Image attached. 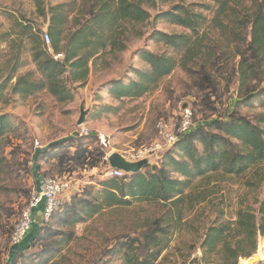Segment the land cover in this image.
I'll return each mask as SVG.
<instances>
[{
  "label": "trees",
  "instance_id": "16d2710c",
  "mask_svg": "<svg viewBox=\"0 0 264 264\" xmlns=\"http://www.w3.org/2000/svg\"><path fill=\"white\" fill-rule=\"evenodd\" d=\"M33 1L40 15L48 19L46 33L50 35V45L39 31L29 30L24 25L22 38L30 34L33 60L42 79L20 76L14 91L31 95L46 89L63 103L74 99V84L83 86L87 83L91 62L96 63L101 55L128 48L127 35L152 17L145 4L156 8L161 0H81L77 11H74V2L46 7L45 0ZM210 1L215 4L211 20L203 11L211 8V5L204 2H181L171 10L160 11V18L191 31L181 34L155 33L159 43L184 51L186 58L143 50L140 54L147 68L135 69L136 77L129 82L112 81L111 95L120 100L143 97L178 66L191 71L188 61H195L200 54L207 52L206 62L215 59L212 40L220 44L223 37H230L228 43L235 48V55L240 57L231 76H237L240 87H246L236 100V106L248 104L255 107V102L264 97V89L259 87L264 82V0ZM212 29L220 32L218 39L211 37ZM49 46L52 53L48 51ZM59 54L63 57L57 58ZM18 68V64L12 68L7 82L16 75ZM198 71L201 76L197 84L200 89L209 90L205 97L210 100L217 94L215 82L207 66ZM260 102L264 107V99ZM9 127L8 118L1 115L0 134ZM86 136L94 135H73L37 149L33 156L36 169H40L38 160L43 156H52L64 167L80 166L84 170L99 168L103 165L105 151L101 146L93 149L89 144H83ZM70 141L75 144L68 145ZM262 164L264 112L250 117L234 109L227 117L197 123L178 137L160 161L153 164L147 161L139 172L110 176L99 184L100 189L86 186L81 192L65 199L47 221L40 222L30 244L17 252L11 264H15L20 253L39 244L40 253L35 254L34 263L47 264L58 251L51 240L61 234L51 229L57 218L60 219L56 223H68L74 218H91L108 209L129 207L136 202L161 205L166 209V214L149 224L143 237L118 242L107 250L113 255L122 252L125 264H155L163 256L158 262L161 264L166 257L164 253L171 247L173 236L186 226L187 208L207 198L201 195L203 193L194 196V179L209 182L216 173L241 176L253 170L256 184H261L264 182ZM260 236H264V198L258 213L249 206H242L232 223L218 220L210 225L201 244L204 250L201 260L207 264H238L242 257L249 258L256 253ZM257 264H264V261Z\"/></svg>",
  "mask_w": 264,
  "mask_h": 264
},
{
  "label": "rangeland",
  "instance_id": "374dc122",
  "mask_svg": "<svg viewBox=\"0 0 264 264\" xmlns=\"http://www.w3.org/2000/svg\"><path fill=\"white\" fill-rule=\"evenodd\" d=\"M70 2L76 3L74 11L82 4L81 0H45L46 7ZM181 2H204L211 5V8L203 10L207 18L211 20L214 15L215 4L210 0H161L156 8L145 4L152 17L127 35L128 48L101 55L96 63L91 62L87 83L83 86L74 84V99L62 103L46 89L31 95L15 93L18 77L42 79L33 60L30 34L22 38L24 25L44 35L49 24L48 19L40 15L33 0H0V116L5 115L10 123L9 129L0 134V264H11L17 252L24 250L37 233L40 222L36 221L24 240L15 246L11 244L14 227L44 177L58 176L69 181V197L86 186L100 189L99 184L110 177L104 164L92 170H84L80 166L70 168L60 166L52 156L39 158L40 169L35 167L33 156L37 149L72 137L75 132L82 135V127L78 125L82 106L89 110L83 126L94 135L86 136L83 144H89L93 149L100 147L96 133L103 132L111 139L109 150L126 156L135 150L159 145L144 159L151 164L160 161L171 148L160 137L159 122L164 121L168 130H176L183 105L193 109L196 124L220 116L227 117L234 109L250 117L264 112L260 102L264 97L255 102V107L248 104L236 106V100L246 87H240L238 77L231 76L240 57L235 55V48L228 43L230 37H223L220 44L212 40L215 59L206 62L207 52L200 54L195 61H188L191 71L178 66L143 97L120 100L111 95L112 81L129 82L136 77L135 69L147 68L140 54L143 50L186 58L184 51L169 48L155 37L157 31L170 34L191 32L158 15L160 11L171 10ZM210 32L215 39L220 36L218 30ZM48 51L53 52L51 47ZM16 64L19 65L17 73L7 82ZM205 66L217 87V94L210 100L205 97L209 90H202L197 84L201 76L198 70ZM259 87L264 89V82ZM70 144L75 143L70 141ZM261 166L264 170V164ZM255 180L253 170L241 176L216 173L209 182L194 179V196L203 193L201 195L207 198L187 208L186 226L173 236L171 247L164 253L166 257L161 264H207L201 260L204 255L201 244L207 228L218 220L232 223L242 206H249L258 213L264 198V182L256 184ZM165 214L166 209L161 205L136 202L129 207L108 209L91 218H74L68 223H56L60 219L57 218L51 229L61 234L51 240L58 251L47 264H125L122 252L113 255L107 249L118 242L143 237L149 224ZM261 237L258 238V249ZM36 253H40V244L20 253L15 264H35ZM260 261L264 260L254 264Z\"/></svg>",
  "mask_w": 264,
  "mask_h": 264
},
{
  "label": "built area",
  "instance_id": "2783aa9c",
  "mask_svg": "<svg viewBox=\"0 0 264 264\" xmlns=\"http://www.w3.org/2000/svg\"><path fill=\"white\" fill-rule=\"evenodd\" d=\"M43 39L47 42V44L50 45L49 33H45L43 35ZM195 124V114L193 109L190 106L183 105L181 109V118L176 130H168L166 123L164 121H160L158 124V131L160 137L164 139L166 143L172 146L180 135L191 130L193 127H195ZM81 127L80 134H92L91 131L83 125ZM96 137L98 138L101 148L105 151V155L102 158V163L108 167V175L123 176L125 171L119 168H113L110 165V156L112 153H114L112 150H109L111 147L110 137L103 132L96 133ZM36 144L39 146L38 141ZM158 147L159 145L146 149H138L133 151V153H131L129 156H125L130 161H141L150 155L152 151H155ZM70 190L71 184L69 181L58 176L44 177L42 179V189H36L33 192L30 201L22 211L20 219L14 227L13 233L11 235V244L15 246L26 238L35 221L34 213L38 206H43L42 221H47L58 209L61 203L69 197L68 194H70Z\"/></svg>",
  "mask_w": 264,
  "mask_h": 264
},
{
  "label": "water",
  "instance_id": "95a60500",
  "mask_svg": "<svg viewBox=\"0 0 264 264\" xmlns=\"http://www.w3.org/2000/svg\"><path fill=\"white\" fill-rule=\"evenodd\" d=\"M89 110L85 109L83 106L81 108V115L78 120V125L82 126L86 121V116L88 114ZM79 132H75L74 135L77 136ZM147 163L146 160L141 161H130L127 159V157L119 152H114L110 156V165L113 168H119L122 169L125 172L128 173H135L139 172L141 168Z\"/></svg>",
  "mask_w": 264,
  "mask_h": 264
},
{
  "label": "bare ground",
  "instance_id": "6f19581e",
  "mask_svg": "<svg viewBox=\"0 0 264 264\" xmlns=\"http://www.w3.org/2000/svg\"><path fill=\"white\" fill-rule=\"evenodd\" d=\"M258 260H264V236L261 237V242L258 251L250 258H241L239 264H254Z\"/></svg>",
  "mask_w": 264,
  "mask_h": 264
},
{
  "label": "crops",
  "instance_id": "0c3cea01",
  "mask_svg": "<svg viewBox=\"0 0 264 264\" xmlns=\"http://www.w3.org/2000/svg\"><path fill=\"white\" fill-rule=\"evenodd\" d=\"M123 154V153H121ZM124 155V154H123ZM38 190L42 189V184H40V186L37 187ZM42 208L43 206L40 205L35 209V213H34V217H35V221L33 223V225H35L37 222H41L42 221ZM37 221V222H36ZM32 225V226H33Z\"/></svg>",
  "mask_w": 264,
  "mask_h": 264
}]
</instances>
